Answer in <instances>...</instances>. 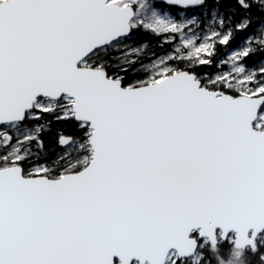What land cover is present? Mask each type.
Here are the masks:
<instances>
[{
	"label": "snow or ice",
	"instance_id": "snow-or-ice-1",
	"mask_svg": "<svg viewBox=\"0 0 264 264\" xmlns=\"http://www.w3.org/2000/svg\"><path fill=\"white\" fill-rule=\"evenodd\" d=\"M0 264H264V0H0Z\"/></svg>",
	"mask_w": 264,
	"mask_h": 264
}]
</instances>
